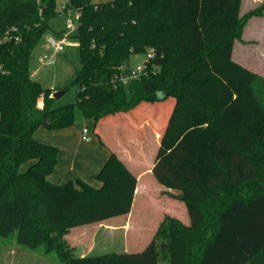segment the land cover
I'll list each match as a JSON object with an SVG mask.
<instances>
[{
    "label": "trees",
    "instance_id": "trees-1",
    "mask_svg": "<svg viewBox=\"0 0 264 264\" xmlns=\"http://www.w3.org/2000/svg\"><path fill=\"white\" fill-rule=\"evenodd\" d=\"M240 3L68 0L80 16L65 36L50 26L63 15L56 0H0V237L55 253L60 264H159V253L163 264H264V78L232 59L264 4L240 16ZM45 33L77 41L75 104L56 107L55 90L33 79L29 60ZM147 52L146 75L122 84L130 57ZM147 109L165 119L151 175L177 193L189 224L166 216L156 233L165 241L141 252L75 256L67 230L127 215L136 177L110 151L98 187L54 184L58 148L34 131L67 129L78 111L98 137L101 123L139 124Z\"/></svg>",
    "mask_w": 264,
    "mask_h": 264
},
{
    "label": "rangeland",
    "instance_id": "rangeland-1",
    "mask_svg": "<svg viewBox=\"0 0 264 264\" xmlns=\"http://www.w3.org/2000/svg\"><path fill=\"white\" fill-rule=\"evenodd\" d=\"M67 2L68 0H56V8L60 10L61 5ZM262 4H264V0H242L239 15L258 8ZM65 21V16L61 15L53 19L50 26L55 31H63L65 30ZM49 36L45 33L37 41L29 60V69L33 79L43 87L63 91V95L55 102L56 107L75 104L78 89L74 84V79L76 70L79 68L77 41L72 38L66 39L62 44V51L56 52L48 42ZM242 37L241 42H234L232 59L264 78V11L261 12V15H256L250 19ZM143 60V55H132L129 59V65L134 67ZM170 104V99L163 102L165 113H167ZM100 125H102L103 133H107L109 127L107 123ZM72 126H78L80 130L86 127L89 132L88 137H96L92 130L93 121L83 119L78 111L75 112V122ZM44 131L51 133V130L45 128ZM97 131H99V125L95 129L96 133ZM140 138H145V136L141 133ZM153 152H156V148ZM144 158L143 165L148 167L149 156L145 155ZM149 179L158 191L164 190L152 175H149ZM160 194L161 192H158V195ZM167 196L173 200L177 199L175 194H167ZM136 210V217L130 224L120 217L112 221L105 220L101 223L73 227L67 230L64 237L65 241L75 256L137 253L144 250L153 239L159 246L165 241L163 231L156 235L166 217L164 211L154 207L153 204H142V206L137 204ZM165 259L166 253H159V264H163ZM0 264H60V262L55 253H46L41 247L29 249L20 246L16 243L15 236L10 235L5 238L0 237Z\"/></svg>",
    "mask_w": 264,
    "mask_h": 264
},
{
    "label": "crops",
    "instance_id": "crops-1",
    "mask_svg": "<svg viewBox=\"0 0 264 264\" xmlns=\"http://www.w3.org/2000/svg\"><path fill=\"white\" fill-rule=\"evenodd\" d=\"M250 19L244 26L243 31ZM38 107L41 108L42 103H39ZM164 122L165 119L163 121L161 115L155 116L154 114V117H152L147 109V112L146 110L143 111L139 124L134 123L130 116H125L120 122L107 123L109 127L108 132L105 134L101 130L102 125H99L98 137L95 138L87 136L86 140H82L81 130L78 126L50 131L51 133H45L43 127H38L33 136L42 143H49L58 148L57 164L48 176V180L54 184L61 185L78 178L91 186L98 187L99 183L93 177L101 168L110 151L126 164L136 177L131 209L127 215L114 217L107 221L121 217L123 221L130 224L136 217L137 204H141V206L142 204H153L154 207L164 211L165 216L175 217L183 224L188 225L189 217L183 201L180 199L173 200L167 196V194L176 195L177 193L167 189L158 191L149 179L152 167L151 161H153L155 155L153 150L155 148L157 150L160 131ZM141 133L145 138H140ZM146 149L148 151H145ZM145 155L149 156L147 160L148 167L143 165ZM158 192H161V194L158 195Z\"/></svg>",
    "mask_w": 264,
    "mask_h": 264
},
{
    "label": "built area",
    "instance_id": "built-area-1",
    "mask_svg": "<svg viewBox=\"0 0 264 264\" xmlns=\"http://www.w3.org/2000/svg\"><path fill=\"white\" fill-rule=\"evenodd\" d=\"M60 11L63 13V15L66 18L65 21V32L64 35H70L75 32L77 25H78V18L80 16V13L71 10L70 8L66 7V4L61 5ZM66 40L65 37L57 40L53 36H49L48 42L52 45L54 50L56 52L62 51L63 47L62 44ZM144 56V60L141 63H138L134 67H130L129 73L120 79V82L122 84H127L130 81L133 80H139L141 76L145 75L147 69H148V64L150 61H152L154 55L152 52H147ZM88 136V130L86 127H83L81 129V139L86 140Z\"/></svg>",
    "mask_w": 264,
    "mask_h": 264
},
{
    "label": "water",
    "instance_id": "water-1",
    "mask_svg": "<svg viewBox=\"0 0 264 264\" xmlns=\"http://www.w3.org/2000/svg\"><path fill=\"white\" fill-rule=\"evenodd\" d=\"M62 95H63V91H55L52 94V98L55 99V100H58Z\"/></svg>",
    "mask_w": 264,
    "mask_h": 264
},
{
    "label": "clouds",
    "instance_id": "clouds-1",
    "mask_svg": "<svg viewBox=\"0 0 264 264\" xmlns=\"http://www.w3.org/2000/svg\"><path fill=\"white\" fill-rule=\"evenodd\" d=\"M163 58V56L161 55V59Z\"/></svg>",
    "mask_w": 264,
    "mask_h": 264
}]
</instances>
